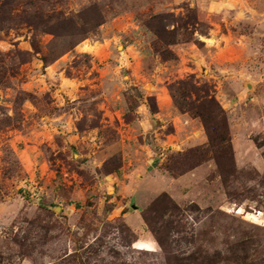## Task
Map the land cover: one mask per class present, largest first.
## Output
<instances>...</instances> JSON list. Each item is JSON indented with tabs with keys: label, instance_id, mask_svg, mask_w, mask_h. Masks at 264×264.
Segmentation results:
<instances>
[{
	"label": "rangeland",
	"instance_id": "obj_1",
	"mask_svg": "<svg viewBox=\"0 0 264 264\" xmlns=\"http://www.w3.org/2000/svg\"><path fill=\"white\" fill-rule=\"evenodd\" d=\"M0 264H264V0H0Z\"/></svg>",
	"mask_w": 264,
	"mask_h": 264
},
{
	"label": "trees",
	"instance_id": "obj_2",
	"mask_svg": "<svg viewBox=\"0 0 264 264\" xmlns=\"http://www.w3.org/2000/svg\"><path fill=\"white\" fill-rule=\"evenodd\" d=\"M191 78H193V77H191ZM172 94H173V97L175 99V102H178L177 96H176V91L173 90ZM207 100L209 102V105H207V106L203 105V107L201 106L200 108L195 109L194 113L196 114V116H199L202 118L211 139L217 138L216 133L218 132L219 128L224 133L226 132V135H227L228 125H227L226 119L224 117L223 109H221V107H219V105L217 104L216 100L213 97L207 98ZM218 118L221 120V122H218V120H217ZM225 139H226V137L221 138L220 140L222 141Z\"/></svg>",
	"mask_w": 264,
	"mask_h": 264
},
{
	"label": "crops",
	"instance_id": "obj_3",
	"mask_svg": "<svg viewBox=\"0 0 264 264\" xmlns=\"http://www.w3.org/2000/svg\"><path fill=\"white\" fill-rule=\"evenodd\" d=\"M158 105V110H159V114H161V116L162 115H172L171 113H172V111H170L171 110V106H163V105H161L160 103H158L157 104ZM183 117L184 116V114H179V115H177L176 113L173 115V120H175L177 117ZM193 121H194V119H192ZM202 137L204 138V136H202V135H200L198 138H200V139H202ZM168 140V139H167ZM164 141H166V140H164ZM137 242H139V241H137ZM135 244H136V242H135Z\"/></svg>",
	"mask_w": 264,
	"mask_h": 264
},
{
	"label": "bare ground",
	"instance_id": "obj_4",
	"mask_svg": "<svg viewBox=\"0 0 264 264\" xmlns=\"http://www.w3.org/2000/svg\"><path fill=\"white\" fill-rule=\"evenodd\" d=\"M136 247L141 248V249H148V250H153L154 244L152 241H147V243H144L143 241H136Z\"/></svg>",
	"mask_w": 264,
	"mask_h": 264
},
{
	"label": "water",
	"instance_id": "obj_5",
	"mask_svg": "<svg viewBox=\"0 0 264 264\" xmlns=\"http://www.w3.org/2000/svg\"><path fill=\"white\" fill-rule=\"evenodd\" d=\"M134 207H136L135 205H133ZM58 208V207H57Z\"/></svg>",
	"mask_w": 264,
	"mask_h": 264
}]
</instances>
